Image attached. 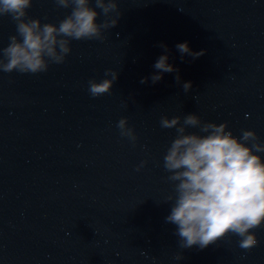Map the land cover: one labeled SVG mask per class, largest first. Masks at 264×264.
Segmentation results:
<instances>
[{
  "label": "water",
  "instance_id": "1",
  "mask_svg": "<svg viewBox=\"0 0 264 264\" xmlns=\"http://www.w3.org/2000/svg\"><path fill=\"white\" fill-rule=\"evenodd\" d=\"M118 6L105 39L73 41L64 63L0 72V264H264V226L251 250L234 234L203 249L180 247L177 226L165 222L173 188L163 168L176 132L160 126L162 116L183 123L195 114L226 122L236 137L255 131L264 143V0ZM69 11L53 0L27 10L42 23ZM14 34L10 16L0 18V46ZM184 42L204 54L182 57L176 45ZM161 44L177 71L152 83ZM109 68L119 73L111 91L91 96L89 81L111 79ZM121 118L135 142L120 135Z\"/></svg>",
  "mask_w": 264,
  "mask_h": 264
},
{
  "label": "clouds",
  "instance_id": "2",
  "mask_svg": "<svg viewBox=\"0 0 264 264\" xmlns=\"http://www.w3.org/2000/svg\"><path fill=\"white\" fill-rule=\"evenodd\" d=\"M53 2L59 9L70 10L58 23L28 18L33 0H0V18L10 16L15 23V34L9 36L7 46H0V72H46L50 64L65 62L73 41H103L104 32L116 27L122 15L119 0ZM101 14L104 20L98 23ZM159 46L164 54L153 65L152 83L160 81L164 73L177 71L168 63L167 45ZM176 47L182 57L186 54L197 59L204 54L203 50L193 52L187 42ZM118 75L109 68L105 76L111 79L90 80L91 96L109 93ZM176 80L180 83L179 75ZM182 87L188 92L191 82H184ZM160 126L176 132L163 157V168L173 188L165 200L172 204L165 222L177 226L180 247L198 245L203 249L234 234L240 238L241 249L254 248L258 243L254 230L264 226V158L259 155L264 153V143L256 132L241 130L236 137L226 122H203L195 114L184 116L183 123L178 115L171 119L162 116ZM117 127L122 137L135 142L127 118H121ZM189 128L199 129V133L189 132Z\"/></svg>",
  "mask_w": 264,
  "mask_h": 264
}]
</instances>
